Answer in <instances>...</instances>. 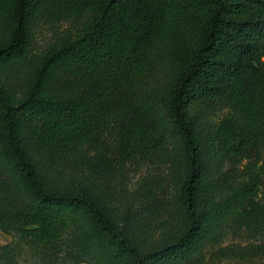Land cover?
I'll return each instance as SVG.
<instances>
[{
    "label": "trees",
    "instance_id": "1",
    "mask_svg": "<svg viewBox=\"0 0 264 264\" xmlns=\"http://www.w3.org/2000/svg\"><path fill=\"white\" fill-rule=\"evenodd\" d=\"M65 17L76 22L16 93L4 76L21 70L32 30ZM195 109L224 112L200 128ZM171 135L185 168L182 223L139 251L111 216L115 175L169 161ZM161 193L160 181L145 180L127 199L160 219ZM243 225L264 236V0H0V231L44 264H65L75 250L177 264ZM0 250V264L19 254ZM218 259L264 264V244L221 247L209 256Z\"/></svg>",
    "mask_w": 264,
    "mask_h": 264
},
{
    "label": "rangeland",
    "instance_id": "2",
    "mask_svg": "<svg viewBox=\"0 0 264 264\" xmlns=\"http://www.w3.org/2000/svg\"><path fill=\"white\" fill-rule=\"evenodd\" d=\"M76 20L71 17H65L59 22L44 23L38 22L31 32V44L29 54L16 65L21 67L20 71L4 76L9 85L20 94L31 79V72L41 54L47 49L54 39L59 36L63 30L75 23ZM159 87L162 88L169 81L167 68L165 64L159 67L158 73ZM198 110V109H197ZM194 113L197 126L203 127L204 124H214L224 110L197 111ZM165 148L170 153L169 161H154L147 163H128L119 169L115 175L114 189L115 197L109 203L111 207V216L114 221L123 228L125 234L139 251H151L160 244L165 243L171 238V233L177 230L182 223L183 209L178 202L180 185L185 176V168L182 158L177 155L179 142L174 135L169 136L165 142ZM173 156V157H172ZM178 157V158H176ZM171 159V160H170ZM145 180L160 181L163 186V194L160 200L163 205V215L160 219L147 218L137 209V205L127 199L128 195L138 189V186ZM216 198L219 193L216 192ZM134 204V205H133ZM133 205L131 214H127L128 207ZM222 238L206 244V246L196 256L187 262L177 264H198L196 259L202 258L206 264H230L229 261L218 259L214 263L210 262V253L218 248L234 246L245 247L254 245V243H263L264 236L254 234L252 227L243 225L240 229L229 227L222 232ZM74 231L68 232L67 237L74 238ZM11 246L16 249L17 254L11 264H44L33 251L23 245L17 235L0 231V247ZM1 251V250H0ZM73 256L69 254L66 257L65 264H116L111 260L97 258L95 255H86L84 252L75 250ZM107 259V258H106ZM5 264V261H3ZM264 262V261H263Z\"/></svg>",
    "mask_w": 264,
    "mask_h": 264
}]
</instances>
